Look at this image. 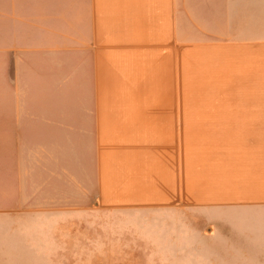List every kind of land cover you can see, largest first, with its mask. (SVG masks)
<instances>
[{
    "label": "crops",
    "instance_id": "obj_1",
    "mask_svg": "<svg viewBox=\"0 0 264 264\" xmlns=\"http://www.w3.org/2000/svg\"><path fill=\"white\" fill-rule=\"evenodd\" d=\"M11 70L0 151L84 135L100 205L264 216V0H0L9 104ZM52 87L70 115L28 106Z\"/></svg>",
    "mask_w": 264,
    "mask_h": 264
},
{
    "label": "rangeland",
    "instance_id": "obj_2",
    "mask_svg": "<svg viewBox=\"0 0 264 264\" xmlns=\"http://www.w3.org/2000/svg\"><path fill=\"white\" fill-rule=\"evenodd\" d=\"M8 74L11 104L1 88L0 106L13 112L25 105L16 102L23 90L15 72ZM51 89L40 98L45 102L28 106L70 115V88H63L64 102H52L61 88ZM72 137L34 136L37 146L26 150L11 135V149L1 145L0 264H264V242L256 240L264 226L259 214L230 205H100L89 138L79 136L76 145Z\"/></svg>",
    "mask_w": 264,
    "mask_h": 264
}]
</instances>
